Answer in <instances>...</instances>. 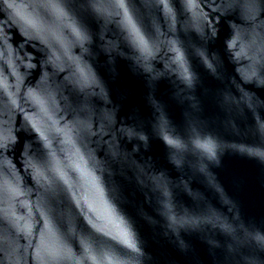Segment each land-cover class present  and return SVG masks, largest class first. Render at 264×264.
<instances>
[{
    "label": "water",
    "instance_id": "obj_1",
    "mask_svg": "<svg viewBox=\"0 0 264 264\" xmlns=\"http://www.w3.org/2000/svg\"><path fill=\"white\" fill-rule=\"evenodd\" d=\"M0 264H264V0H0Z\"/></svg>",
    "mask_w": 264,
    "mask_h": 264
}]
</instances>
